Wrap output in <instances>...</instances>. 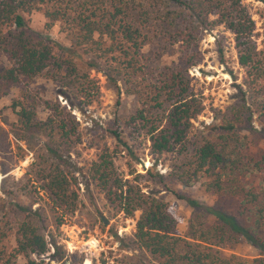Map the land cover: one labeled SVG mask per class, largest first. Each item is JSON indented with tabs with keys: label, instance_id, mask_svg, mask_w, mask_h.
<instances>
[{
	"label": "trees",
	"instance_id": "trees-1",
	"mask_svg": "<svg viewBox=\"0 0 264 264\" xmlns=\"http://www.w3.org/2000/svg\"><path fill=\"white\" fill-rule=\"evenodd\" d=\"M242 1L0 0V97L12 90L20 92L11 104L16 121L8 125L7 130L0 124V147L9 145V134L16 142L23 141L32 131L45 137L46 154L39 170L40 188L48 195L53 208L62 213L56 220L58 226L63 224L64 216L77 210L80 182L64 156H68L69 147L78 142V132L73 118L67 121L58 115L63 114L65 107L49 100L40 103L47 110V117L44 120L38 117L37 105L28 92L32 81L50 70L62 86L72 85L88 99L92 92L98 93L89 71H101L107 78L120 77L136 88L140 106L137 113L128 118L127 125L148 136L151 154L179 152L187 157L186 139L191 121L203 111V101L190 88L186 71L161 74L157 82H149L142 52L144 25L149 12L172 6L199 19L216 15V23L234 34L238 62L246 69L250 91L261 94L264 93V52L256 50L252 39L255 23ZM256 1L264 5V0ZM35 12L46 19L47 29L61 24L69 45L63 46L34 33L27 17ZM98 60H103V70L96 65ZM223 129L225 134L215 140H203L196 146L187 160L188 169L180 176L186 181L206 178L205 190L214 194L241 195V205L248 207L247 219L253 221V231L259 230L264 225V178L259 193L246 191L235 179L258 173L264 166V157L257 162L245 159L234 125L227 123ZM114 136L121 141L118 132L115 131ZM89 175L125 217L140 212L132 244L155 264H264L260 257L242 260L222 254V248L231 239L237 236L249 239V236L234 216L220 215L212 207H204V211L215 215L218 224H206L194 217L188 221L185 236L176 235L177 222L167 204L144 193L135 180L119 176L113 155L107 149L92 163ZM225 177L229 180L226 186ZM180 198L193 208L199 207L196 201ZM18 209L28 214L10 227L11 235L0 229V264H18L20 258L23 264H49L61 260L64 255L55 239L48 241L34 224L35 211L20 206ZM11 237L14 245L8 246Z\"/></svg>",
	"mask_w": 264,
	"mask_h": 264
},
{
	"label": "rangeland",
	"instance_id": "rangeland-1",
	"mask_svg": "<svg viewBox=\"0 0 264 264\" xmlns=\"http://www.w3.org/2000/svg\"><path fill=\"white\" fill-rule=\"evenodd\" d=\"M242 4L255 23L252 39L256 50L264 52V5L256 0H243ZM172 17L175 19L171 21ZM27 19L34 33L63 46L69 45L61 24L47 29L46 19L38 12ZM216 20L214 14L199 19L172 6L149 12L142 31L145 39L142 52L149 82H157L161 74L186 71L190 88L202 98L204 109L191 121L186 139L187 157L179 152L151 154L148 136L127 125L128 118L135 115L140 106L136 88L120 77L107 78L101 71H89L98 93L92 92L88 99L74 86H62L53 71L35 78L28 92L37 105L38 117L41 120L47 117L48 112L40 103L49 100L65 107L63 114L58 115L67 121L73 118L76 123L78 142L69 147L68 156L64 158L72 164L80 182L77 210L64 216L63 224L57 225L56 220L62 213L53 208L48 195L40 188L45 137L32 131L23 141L16 142L9 134V145L0 147V229L11 235L10 227L28 214L19 210V206L29 208L35 211L32 219L40 233L48 241L55 239L63 252L61 260L49 264H83L86 253L90 264H155L132 244L140 212L125 217L90 179L92 163L107 149L113 155L119 176L135 180L144 193L167 204L177 222L176 235L184 237L188 221L194 217L206 224H218L215 215L204 211V207H212L220 215L234 216L249 236V239L244 236L231 239L222 248V254L242 260L264 259V225L253 231V221L247 219L248 207L241 205V195L214 194L205 190L206 178L186 181L180 176L188 169L187 160L196 146L203 140H215L225 134L223 128L227 123L234 125L245 159L257 162L264 157V93L250 91L246 69L238 62L234 34ZM96 65L104 69L103 60L96 61ZM18 96L20 92L12 90L0 97V124L5 130L16 121L11 104ZM115 131L121 141L115 138ZM263 178L264 166L258 173L237 177L235 183L246 191L259 193ZM227 182L225 177V186ZM180 197L196 201L199 207L189 206ZM7 245H14L12 237ZM50 252H54L52 246ZM23 263L20 258L18 264Z\"/></svg>",
	"mask_w": 264,
	"mask_h": 264
},
{
	"label": "water",
	"instance_id": "water-1",
	"mask_svg": "<svg viewBox=\"0 0 264 264\" xmlns=\"http://www.w3.org/2000/svg\"><path fill=\"white\" fill-rule=\"evenodd\" d=\"M83 264H90V260L88 258V254L87 253L85 254V259H84Z\"/></svg>",
	"mask_w": 264,
	"mask_h": 264
}]
</instances>
